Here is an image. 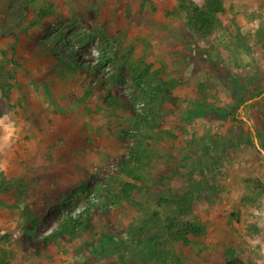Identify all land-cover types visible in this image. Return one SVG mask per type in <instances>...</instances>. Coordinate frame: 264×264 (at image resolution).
<instances>
[{
  "label": "rangeland",
  "instance_id": "rangeland-1",
  "mask_svg": "<svg viewBox=\"0 0 264 264\" xmlns=\"http://www.w3.org/2000/svg\"><path fill=\"white\" fill-rule=\"evenodd\" d=\"M226 2L0 0V261L264 264V0Z\"/></svg>",
  "mask_w": 264,
  "mask_h": 264
},
{
  "label": "trees",
  "instance_id": "trees-1",
  "mask_svg": "<svg viewBox=\"0 0 264 264\" xmlns=\"http://www.w3.org/2000/svg\"><path fill=\"white\" fill-rule=\"evenodd\" d=\"M178 8L185 15L186 27L193 33L197 38H206L210 36L215 30V23L217 16L224 12V5L222 0H202L196 3L193 0H177ZM139 161L138 157H136ZM121 172L127 176L136 174L134 168L128 167V164L123 165ZM138 190L136 185L127 183L123 186L121 191V198L123 200H130L131 194ZM186 190V189H185ZM186 194V191H184ZM168 200V199H167ZM164 204L167 206H174L175 210L178 209V214H185L186 209L190 210V204L179 201H165ZM80 227L79 222L74 219H68L60 228L55 231L51 238H59L67 235H74L76 229ZM164 229L166 230V236L174 241H181L184 245L189 243V237L198 238L204 235L205 229L202 225L193 222H182L179 221L175 216L165 218ZM151 256L154 254V250H147ZM0 264H6L0 261ZM227 264H243V262L234 258L231 259Z\"/></svg>",
  "mask_w": 264,
  "mask_h": 264
},
{
  "label": "crops",
  "instance_id": "crops-1",
  "mask_svg": "<svg viewBox=\"0 0 264 264\" xmlns=\"http://www.w3.org/2000/svg\"><path fill=\"white\" fill-rule=\"evenodd\" d=\"M194 1V0H193ZM202 0H200L199 2H201ZM199 2H196V3H199ZM225 2H226V0H223V5H224V12L222 13V15H224L225 13H226V11H228V9H229V5H227V2H226V4H225ZM234 8H235V10L237 11L239 8H238V6L237 5H234ZM241 8V7H240ZM182 12V11H181ZM183 13V12H182ZM219 16H221V14H219L218 16H217V18L219 17Z\"/></svg>",
  "mask_w": 264,
  "mask_h": 264
}]
</instances>
